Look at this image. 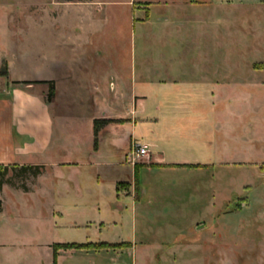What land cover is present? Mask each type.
I'll list each match as a JSON object with an SVG mask.
<instances>
[{
  "label": "rangeland",
  "instance_id": "rangeland-1",
  "mask_svg": "<svg viewBox=\"0 0 264 264\" xmlns=\"http://www.w3.org/2000/svg\"><path fill=\"white\" fill-rule=\"evenodd\" d=\"M45 1L0 0V40H6L9 29L17 36L13 40H21V55L29 58L32 50L46 60L45 73L63 75L66 67L83 61L84 50L91 61L94 51L101 53L98 68L109 57L128 84L133 71L147 69L155 78L158 67L170 73V79L174 72L189 81L193 52L198 50L207 56L202 62L217 83L209 90L165 95L175 96L176 103L188 99L190 104V111L178 114L176 123L157 124L161 115L156 90H149L145 101L140 98L143 91H137L133 110L129 98L128 105L118 102L117 112L127 108L128 123L135 127H128L129 147L143 145L140 139H149L152 133H167L166 139L177 147L158 149L167 163H181L138 167L139 183L129 196L134 201L142 198L133 210L128 202V228L92 225L97 218L87 211L65 217L53 231L44 224L1 229L0 240L35 236L43 243L128 242L121 248L80 251L77 264H264V69L253 68L264 64V6H226L216 0L207 11L198 8L202 18L212 21L196 27L189 25L193 13L189 0H111L113 4L95 14L99 17L94 26L89 22L92 8L59 7L56 3L66 0H49L48 16L58 17L59 23L30 24L31 18L45 16L42 7H35ZM147 13L149 20L143 22ZM4 49L11 48L4 43ZM144 109L151 120L141 125ZM148 155L134 166L147 161ZM31 179L19 169H8L2 176L3 182L17 188L27 187ZM0 199L13 222L10 195L5 192ZM45 205L43 200L26 198L19 210L37 211ZM105 216L102 219L109 220ZM71 222L80 227L68 228Z\"/></svg>",
  "mask_w": 264,
  "mask_h": 264
},
{
  "label": "crops",
  "instance_id": "crops-1",
  "mask_svg": "<svg viewBox=\"0 0 264 264\" xmlns=\"http://www.w3.org/2000/svg\"><path fill=\"white\" fill-rule=\"evenodd\" d=\"M47 1L35 4V7L44 9L45 16L31 18L30 24L40 26L44 23L45 25L59 23L58 17L48 16L50 8ZM189 1V7L193 12L189 16V25L205 27L211 23V18L207 19V16L202 18L198 11L201 8L204 11L209 10L216 0ZM221 1L227 3L226 6L229 3L240 4L242 7L264 6V0ZM113 3L111 0L75 3L69 0L57 2L56 5L59 7L76 5L88 10L92 8L89 22L95 26L97 21L94 18L99 17H95V14L99 15L105 7ZM147 15L143 22L149 20L150 13ZM9 21L8 27L11 24ZM14 22L15 20H12V23ZM4 37L6 40L3 37V41L0 40V72L6 70L7 75L0 76V167L8 169L39 167L40 174L36 177L31 176L32 179L25 188L2 184L0 198L5 192L10 195L14 220L11 222L5 210V200L0 199V230L23 227L25 224L36 228L44 224L53 231L61 227L60 222L65 217L70 215L75 217L80 213H88L87 211L97 218L91 222L92 225L100 228L106 226L128 228V202H131L133 210L142 197L134 201L129 196V191L139 183L134 181L133 184L132 179H135L132 178L133 169L129 170L130 165L125 161L130 139L132 140L131 135L128 140V127L132 126L128 123V109L117 112L116 106L118 102L128 105L129 98L130 109L133 110L137 91H143L140 98L141 101H145L150 97L148 91L156 90L160 107L158 114L161 115V118L157 119V124L162 121L168 124L176 123L180 119L178 114L190 111V104L186 103L188 99L176 103L175 96L167 99L165 95L169 96L176 90L213 89L217 82L215 83L213 77L209 76L206 62H202L207 56L204 52L194 50L193 70L189 81L183 80L174 72L171 74L175 77L170 79V73L158 67L155 78L147 69L133 71L128 84L126 82L128 79H123L118 74L115 63L109 57L103 60V67H96V62L102 59L100 52L94 51L91 61L85 59L86 52L82 50L83 61H78L75 67H66L63 75L56 76L44 72L42 68H46V60L38 59L32 50L29 58L21 55L18 48L21 40H13L17 36L9 29ZM4 43L11 49L5 51ZM75 52L77 57L78 51ZM220 83L219 89L228 81ZM50 85L53 86V97L49 102L47 96ZM144 98L146 99L143 100ZM147 115L145 109L141 110V125L151 120ZM94 121L106 122L98 126L96 146L93 134ZM153 134L149 139L141 138L140 141L148 153L153 149H157L158 152L154 155L151 152L149 155L147 153L149 159L138 166L181 164L167 163L166 155L160 151L163 145L167 147L177 145L166 139L167 133ZM26 198L45 201V208L29 212L20 211L19 207ZM56 200L65 205L58 204ZM88 202H97V206L91 204L87 207L85 203ZM102 214L109 220H103ZM68 226L70 229L80 227L75 222ZM12 243L13 245H9ZM122 243L128 245V242L105 244ZM62 244L85 243L54 241L43 243L35 236L26 238L19 236L12 242L0 240V264H53V246ZM80 251L85 250L58 249L55 264H77Z\"/></svg>",
  "mask_w": 264,
  "mask_h": 264
},
{
  "label": "trees",
  "instance_id": "trees-1",
  "mask_svg": "<svg viewBox=\"0 0 264 264\" xmlns=\"http://www.w3.org/2000/svg\"><path fill=\"white\" fill-rule=\"evenodd\" d=\"M66 1H69V0H66ZM253 68L254 69H264V64H255V65H253ZM6 75H7L6 70H4L3 72H0V76H6ZM52 97H53V86L50 85L47 100L50 102L52 100ZM117 122H121V121H117ZM102 124H106V122H104V121H94L93 122L94 146H96L98 126L102 125ZM138 167L139 166H134L135 183L137 182L136 177H137ZM6 170H8L7 167H3V168L0 167V187L2 186V184L5 183L2 180V176ZM19 171L23 174L28 173L32 177H36L40 174V168L39 167H21V168H19ZM135 187H137V184L135 185ZM125 246H127V245H125V244L113 245V244H105V243L78 244V245L77 244L54 245L53 246V264H55L56 251L58 249H83V250L106 249V248L112 249V248H121V247H125Z\"/></svg>",
  "mask_w": 264,
  "mask_h": 264
},
{
  "label": "built area",
  "instance_id": "built-area-1",
  "mask_svg": "<svg viewBox=\"0 0 264 264\" xmlns=\"http://www.w3.org/2000/svg\"><path fill=\"white\" fill-rule=\"evenodd\" d=\"M147 155V150L144 146L138 143H132L129 147L128 153L125 157L126 163H130L132 166L136 165L141 158Z\"/></svg>",
  "mask_w": 264,
  "mask_h": 264
}]
</instances>
